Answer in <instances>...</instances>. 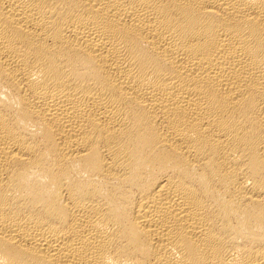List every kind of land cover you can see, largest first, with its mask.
I'll return each mask as SVG.
<instances>
[{
    "label": "bare ground",
    "instance_id": "obj_1",
    "mask_svg": "<svg viewBox=\"0 0 264 264\" xmlns=\"http://www.w3.org/2000/svg\"><path fill=\"white\" fill-rule=\"evenodd\" d=\"M0 264H264V0H0Z\"/></svg>",
    "mask_w": 264,
    "mask_h": 264
}]
</instances>
